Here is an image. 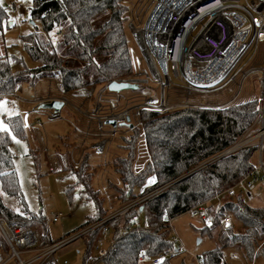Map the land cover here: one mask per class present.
<instances>
[{"label": "trees", "instance_id": "1", "mask_svg": "<svg viewBox=\"0 0 264 264\" xmlns=\"http://www.w3.org/2000/svg\"><path fill=\"white\" fill-rule=\"evenodd\" d=\"M130 1L32 0L28 19L33 20L34 25L39 22L42 32L23 34L20 41L35 65L24 64L22 69L13 71L6 51L0 50V94L15 92L22 82L34 85L43 78L55 80L63 92H72L131 76L134 65L126 34ZM8 24L7 8L0 3V36ZM262 105V99L256 98L220 108L190 106L166 112L142 110V129L146 133L152 162L141 173L133 169L136 143L140 138V128L136 127L129 138H124L127 155L115 160L120 185L112 186L120 202L136 198L152 174L158 177L153 187L160 186L234 146L260 115ZM6 122L10 131H0V216L32 228L30 219L23 212H15L2 201L4 193L23 202L11 145L13 136L25 137L24 119L22 114L16 113L8 116ZM255 154H258L257 146L232 152L149 198L143 209L141 206L133 208L124 216L111 220L108 224L114 243L103 256L90 259L102 228L82 237L87 248L82 264H140L142 250L156 256L173 249L175 243L167 237L171 225L165 217L173 219L193 206L212 200L239 180L255 177L252 161ZM89 167L86 157L76 170L77 183L83 185L98 209L96 215L88 217L84 226L107 213L104 198L91 186ZM72 192L73 188L68 190L69 195ZM218 211L213 208L214 224L204 228L210 235L218 232L219 244L205 251L198 263L230 264L224 253L227 247L242 250L250 261L258 256L264 259V206L249 204L243 193L237 190L234 195L223 199ZM141 213L150 227L127 230V225L138 219ZM225 215L236 222L237 227L227 225ZM49 241L47 234L43 233L40 245ZM9 254V246L0 236V264ZM54 263L53 256L46 264ZM158 264H194V261L182 258L174 262V259L167 258Z\"/></svg>", "mask_w": 264, "mask_h": 264}, {"label": "rangeland", "instance_id": "2", "mask_svg": "<svg viewBox=\"0 0 264 264\" xmlns=\"http://www.w3.org/2000/svg\"><path fill=\"white\" fill-rule=\"evenodd\" d=\"M31 2L32 0H0V3L4 7L13 3L21 5V7L17 9L7 8L9 14V24L5 26L3 33L0 36V50L6 51L13 71L22 69L24 64L29 67L35 65V63L30 59L24 45L20 41V37L23 34L33 31L42 32L41 24L36 22L34 25L27 17ZM158 2L159 0H132L129 2L130 9L127 13L126 34L132 53L134 73L131 76L124 78H135L139 87L136 90L127 89L121 91L120 93L122 95H138V100L133 106L143 103V101L147 98L140 94H152L153 96L160 98L162 93V82L154 79L153 72L145 57L141 44L133 32V26L145 28L147 21L152 11L156 8ZM191 3H193L192 0H190V4ZM227 4H235L246 7L252 13L261 11L264 6L261 5L258 0H227ZM158 12L161 15L165 13L163 9H158ZM241 13L247 18L245 12ZM168 27L170 26H167V28ZM158 37L160 41L166 42V40H161L163 39V36ZM254 57L256 58L254 59ZM168 58H171V54L169 52ZM155 64L161 73L162 81L165 83L166 87H164L163 93L166 95H169V91L173 90L170 86H189V82L185 80L184 77L181 75L176 76L174 72L171 71L172 64L170 61L169 75H167V73L162 69L157 60L155 61ZM168 80L170 81L169 85L166 84V82H169ZM55 86H58L55 80L43 78L38 80L34 85H30L26 82L20 83L16 92L23 99L32 100L37 97L39 98V96L42 97V94H47L50 89H55ZM104 86H106V84H97L95 93L99 94L103 91L101 89L104 88ZM217 86L229 87L225 88L223 91L213 93L212 97L206 95L207 97L204 96L200 99L206 101L209 98H213L216 101L219 97L232 96L233 92L238 90L235 100L221 106L224 107L242 101L243 93L246 90L255 88V86H264V41L258 43L253 42L226 78L220 83L210 86L207 89H213ZM231 86H236V88L232 89ZM82 93L85 95L83 90L81 91V94ZM95 98L96 97L93 96L92 100H95ZM261 99L263 102V95ZM0 100L6 101L5 107L9 111L15 114H22L25 124V137H15L11 145V151L14 157L15 168L23 196V202L17 197L3 193L2 201L4 205L15 212H23V215L30 219L32 228L37 232L40 238L43 233L47 234V237L50 240L49 243L56 242L74 234L85 225L88 217L96 215L98 211L95 200L88 197V194L84 191V187L81 183H77L78 178L76 170H78L79 166L87 157L90 165L89 169L92 172L91 186L93 189L99 192L102 199L104 188H107L110 191H115L112 184L117 186L120 185V179L115 171L114 161L116 158L125 157L127 155L124 148L123 138H129L131 135L128 136V134H123L122 132H126V128L129 129V127L124 125L119 126L120 132L114 135L109 146L103 152H96L92 149H87L85 150V155L82 156L80 165L76 167L71 164L65 167L64 170L57 171L54 169H56L60 163L56 162V159L61 155L69 158L70 149L65 145V143L69 138V140H73V137L77 133L74 124L79 125V123L78 115L75 113V109L68 105H64L62 108L63 118L69 119L72 122L71 123L63 120L62 118L48 120L47 116L33 112L32 109L34 104L27 101H18L14 98L5 96L0 97ZM212 108L220 107L213 106ZM142 110L150 111L151 109L142 108ZM169 110L153 111L166 112ZM29 111V115H26ZM26 116L30 126L26 124ZM259 116L246 133L238 140V142L248 136L255 135L258 132L257 127L260 125V120H258ZM7 117V114L0 115V119H2L6 124ZM38 118H40L42 124H38L36 122ZM257 120L258 123L256 124V127L252 129V126H254ZM134 128H136V126H134L133 129ZM138 128H140V136L142 132L145 133V130H143L142 127ZM258 141L259 139L256 138L253 141L246 143L240 149L256 146ZM216 156L217 155L207 159L195 168L200 166L204 167V165L215 162L216 160L214 158ZM252 161L256 167L258 165L257 154L254 155ZM195 168L182 173L171 181L161 184L160 186H162L163 189L160 192L167 189L174 182L178 181ZM255 175L256 177L250 176L248 178V181L253 184V191L255 193L254 198L248 202L253 206H262L264 205V197H261L259 193L256 195V193L260 188L259 186L257 187V180H259V184L263 185V192L261 194L264 195V173L262 171H256ZM71 188H73V192L69 195L68 190ZM215 203L216 200H212L210 202L213 207ZM105 205L106 203L104 204V207ZM25 208L27 210H25ZM58 213H62L63 216L57 222H54L53 217ZM138 220L140 222H144L146 220L144 218V213H141ZM226 224L237 227V223H234L231 219L230 222ZM170 225L171 228L167 234L168 239L171 240L174 235L178 236L180 242L186 249V253L177 256L174 259V262H179L182 258H187L193 260L194 264H199L198 258L205 251L210 250L219 244L218 232L214 231L213 234L210 235V232L204 228L202 220L199 217L191 216L188 211L174 217L171 220ZM86 249L84 239L78 238L68 243L54 254L55 262H63L67 260L69 264H82ZM224 253L226 260L230 264H264L262 256L255 257L252 261H250L244 255L242 250H238L234 247L225 248ZM97 255L98 253L96 249H92V256L95 257ZM14 264H16L15 261ZM140 264L148 263L140 262Z\"/></svg>", "mask_w": 264, "mask_h": 264}, {"label": "built area", "instance_id": "3", "mask_svg": "<svg viewBox=\"0 0 264 264\" xmlns=\"http://www.w3.org/2000/svg\"><path fill=\"white\" fill-rule=\"evenodd\" d=\"M215 1L217 0H214L213 2ZM224 1L225 4L219 7V14L216 12H212L210 14H206L199 17L197 20H194L187 34H185L184 32L182 33L181 27L182 24L187 25L191 21L190 14L185 15L181 19V21L178 23L176 22V24H174V22L169 21V23L166 25V30L167 33L169 32L170 39H168V41L171 45V49L169 50L171 58L167 57V71L165 72L167 73V75H169L170 61L172 64L171 71H173L176 76L181 75L182 77H184L185 80L189 82V86H187L188 92H191V90L194 88H207L220 83L226 78V76L229 74V72L232 70V68L236 65V63L243 56L247 48L253 42L258 43L264 41V6L262 7L261 11L252 13L246 7L235 4H227V0ZM258 1L261 3V5H264L263 2H261L260 0ZM20 7V4L15 3L8 4L6 6V8L14 9ZM202 7V5L199 6V9H201ZM241 12H245L247 18ZM196 17L197 16H195V18ZM242 17L244 18L243 20H241ZM167 26L170 27L167 28ZM177 27L178 29H176ZM233 36L238 37L235 43V48L240 51V55L237 58L234 66L213 85L203 86L191 83L184 73V64L188 63L189 70L193 71L194 73L206 72V78L210 76H216L219 73V64L222 60H224V58L227 57V53L232 44ZM180 37L181 39L184 38V40L180 41L179 48H177V41ZM158 38L157 40H159ZM175 57H177V60H175ZM156 60L161 65V61L159 60V58L154 55V61ZM153 77L155 80L162 82V93L160 99H157L152 96L147 97L141 104L126 107L120 112L110 110L108 114H101V108L105 94L104 92H111L108 89L109 83H106V86H104L103 91L98 94V98L95 102L93 110L82 109L81 107L75 105L65 97L47 96L35 98L32 100H26L23 99L16 91L11 93H2L0 94V97H11L18 101H27L33 103L34 106L32 111L47 116L48 120H56L63 118L62 108L57 111L54 109L43 108L42 105L50 103L54 100L63 101L64 105L73 107L75 110L81 112L89 120H97L101 125L105 124L109 120H114L116 122V126H111L112 128L109 132V135L112 137L118 132H120L119 126H122L121 123L127 122L132 123L136 127H142V120L140 117L142 108H148L151 110H169L180 107L196 106L188 103H177L174 105H168L163 97V90L166 86L165 83L162 81L161 73L158 77L153 72ZM116 80H128L131 82L137 81L135 78H119ZM169 83L170 81L166 82L167 85H169ZM86 90H88L86 96L87 99L92 100L95 94L96 85H93ZM114 101L115 103H118L119 97L115 96ZM133 109L136 110L134 111ZM29 113L30 111L27 112L26 115H29ZM258 120H260V125L259 127H257L258 132L255 135L251 136H254V138L251 139L249 142L253 141L256 138L259 139L258 143L256 144V146L258 147V165L255 167V172L262 171L264 173V95L262 113L259 116ZM258 120L254 124V126H252V129L256 127ZM36 122L38 124H42L40 118H38ZM26 124L30 126L27 116ZM124 126L128 127V125ZM107 142L108 141L105 140L104 142L96 145L97 152H103L104 146ZM151 162L152 156L148 148L146 135L144 132H142L137 142L136 156L133 163V169L136 173H141L147 168V165ZM114 166H118V164L115 163ZM65 167H67L65 163H60L56 169H51L62 171L65 169ZM202 167H197L189 173H193ZM247 179L248 178L246 177L239 180L236 185L230 187L223 193L214 197L212 199L216 200L214 207L210 204V202L212 201L210 200L193 206L188 210V212L193 217H199L202 220L204 226L212 227L214 224L213 208L218 213L219 207L222 205L223 199L226 196L234 195L237 190H240L248 201L254 198L255 193L253 191V186L251 182H249ZM156 183L157 176L156 174H152L148 178L147 182L140 188V194L136 198L124 203L120 202L116 191H110L107 188H104L103 198L106 203L107 213L104 216L94 220L90 224L82 227L79 231H76L74 234L67 236L66 238H62L61 240H58L52 244L40 245V237L33 228L27 227L24 224L18 222L8 221L5 217L0 216V235L4 237L10 248L9 256L1 264H14V261L16 262V264H46L59 249H61L68 243L78 238H82L90 232L99 228H102V230L101 235L95 245V249L98 255H105L108 251V248L114 243V238L112 237L111 228L108 223L119 216H124L133 208L143 206V204L149 198L155 196L158 192H160L163 187H153ZM150 187L153 188L147 191V188ZM62 216V213L56 214L53 217V221L57 222ZM171 220V218L167 216L165 217V221L167 223L170 224ZM224 222H230V217L228 215L224 216ZM136 227L149 228L150 225L148 221L140 222L138 219H135L127 225V230H131L132 228ZM171 239L175 243V247L173 249L162 252L156 256H150L145 250H142L139 254V260L141 262H147L148 264H158L164 259H175L177 256L186 253L185 246L180 242L178 236L174 235ZM92 258L93 256L90 257V259ZM54 264H69V262L65 260L63 262H55Z\"/></svg>", "mask_w": 264, "mask_h": 264}, {"label": "crops", "instance_id": "4", "mask_svg": "<svg viewBox=\"0 0 264 264\" xmlns=\"http://www.w3.org/2000/svg\"><path fill=\"white\" fill-rule=\"evenodd\" d=\"M255 58L256 57H254V59ZM55 87L56 88L53 90L50 89L47 94H42V97H46V96L65 97L66 99H68L75 105L81 107L82 109H88V110L94 109V105L98 98V94L96 93L94 94V97H96L95 100H88L86 97L88 90H83L85 92V95H83V93L81 94L82 90H76L72 92H63L59 88V86H55ZM228 87L229 86H217L213 89H207L208 87L207 88L198 87V88L192 89L191 92H188L187 86H170V88H173V90L169 91L170 92L169 95L168 94L166 95L164 93L163 97H164L165 102L168 105H174L177 103H188L191 105H197L201 107H207V106L221 107L229 102H233L236 98L238 90L233 92L232 96L219 97L216 101L213 98H209L206 101L200 98L206 95L212 97L213 93H216L218 91H223L225 88H228ZM231 87L232 89L236 88V86H231ZM101 90H103V88ZM104 93L105 94H104V99L102 101L101 114H108L110 110L120 112L126 107L133 106L138 100L137 99L138 95L136 96L122 95L121 93H111V92H104ZM140 95H143V97H151V96L155 97L152 94H140ZM262 95H264V86H255V88H250L243 93V99L240 102H245V101H249V100L256 99V98L261 99ZM115 96L119 97L118 103H115L114 101ZM155 98L160 99L161 97L160 98L155 97ZM236 103H239V102H236ZM76 111L77 110H75V113L78 115L79 125L74 124V127L76 128L77 133L73 137V140H69L70 139L69 138L65 143V145L68 146V148L70 149L69 158H66L63 155H61L59 156L60 158L58 157L56 159V162L65 163L67 166L72 164L73 166L77 167L81 163L82 156L85 155V150L92 149L97 152L96 145L107 140L108 142L104 146V150H106L114 136L111 137L109 135V132L112 128L111 124L109 125L106 122L105 124L101 125L97 120H89L81 112L80 114L79 111L77 112ZM62 119L67 122H71L69 119H66V118H62ZM132 130L133 128H129V129L126 128V132H122V133L123 134L126 133L129 136L131 135ZM114 164H115V161H114ZM260 181H261V178H260ZM258 186L260 188L258 192L256 193V195L259 193L261 197H264V195L261 194L263 192V188H262L263 185L259 184V180H257V187Z\"/></svg>", "mask_w": 264, "mask_h": 264}, {"label": "bare ground", "instance_id": "5", "mask_svg": "<svg viewBox=\"0 0 264 264\" xmlns=\"http://www.w3.org/2000/svg\"><path fill=\"white\" fill-rule=\"evenodd\" d=\"M193 3L190 4V0H160L158 4L156 5V8L151 13L147 24L145 28H139L136 26H133V32L138 38V41L141 44V47L143 49V52L145 54V57L151 67V70L155 73L156 76L159 77V69L155 65L154 61V55L159 58L161 61V65L164 71H167V57L168 52L171 49V45L169 44V32L167 33L166 25L169 23V21L174 22H180L181 19L187 15L190 14L191 21L184 25L182 24L181 31L185 34L188 33L190 30L192 23L194 20H197L199 17L210 14L212 12L220 13V6L225 4L224 0H217L213 2L214 0H192ZM264 3V0H260ZM203 6L201 9H199V6ZM158 9H163L165 13L161 15L158 12ZM195 16H197L195 18ZM193 18V19H192ZM244 18L242 17L241 20ZM178 29V27L176 28ZM156 30V31H154ZM158 36L162 37L160 41L157 40ZM237 36L232 37V44L230 46V49L227 53V57L224 58V60L221 61L219 64V73L216 76H210L206 78L205 74L206 72H200V73H194L193 71L189 70V64H184V73L187 77V79L194 84H199L203 86L213 85L218 80L222 78V76L228 72L235 64L237 58L240 55V51L235 48V43L237 40ZM170 40V39H169ZM184 38L181 39V37L178 39V45L177 48H179L180 41H183ZM173 48V46H172ZM177 57H175V60ZM253 137L249 136L241 141H239L236 145L230 147L229 149L233 148H240L247 142H249Z\"/></svg>", "mask_w": 264, "mask_h": 264}, {"label": "water", "instance_id": "6", "mask_svg": "<svg viewBox=\"0 0 264 264\" xmlns=\"http://www.w3.org/2000/svg\"><path fill=\"white\" fill-rule=\"evenodd\" d=\"M30 22L32 24H34V21L33 20H30ZM139 85L136 83V82H131V81H128V80H112L111 82H109L108 84V89L109 91L111 92H116V93H120L121 91L123 90H127V89H132V90H136L138 89ZM43 108H47V109H54V110H60L62 107H64V102L63 101H60V100H54L50 103H46V104H43L42 105ZM108 124H111L112 126H116V122L114 120H109L107 121ZM121 125H128L129 127L133 128L134 125L132 123H127V122H124V123H121ZM237 144V143H236ZM235 144V145H236ZM241 148V147H240ZM240 148H233L232 150L231 149H226L224 150L223 152L217 154L215 160L217 159H220ZM191 173L185 175L184 177L190 175ZM141 209H143V206H141Z\"/></svg>", "mask_w": 264, "mask_h": 264}, {"label": "snow or ice", "instance_id": "7", "mask_svg": "<svg viewBox=\"0 0 264 264\" xmlns=\"http://www.w3.org/2000/svg\"><path fill=\"white\" fill-rule=\"evenodd\" d=\"M55 43V41H53ZM6 101L0 100V115L7 114L8 116H12L15 113L9 111L6 107ZM0 130L3 131H10L9 125L4 123L2 119H0ZM13 139H15V136H13Z\"/></svg>", "mask_w": 264, "mask_h": 264}]
</instances>
